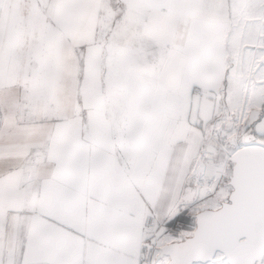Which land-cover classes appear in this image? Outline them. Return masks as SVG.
<instances>
[{
	"label": "snow or ice",
	"instance_id": "obj_1",
	"mask_svg": "<svg viewBox=\"0 0 264 264\" xmlns=\"http://www.w3.org/2000/svg\"><path fill=\"white\" fill-rule=\"evenodd\" d=\"M0 264H264V0H0Z\"/></svg>",
	"mask_w": 264,
	"mask_h": 264
}]
</instances>
